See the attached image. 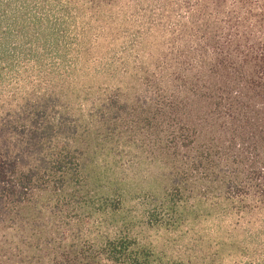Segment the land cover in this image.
Instances as JSON below:
<instances>
[{
	"label": "trees",
	"instance_id": "obj_1",
	"mask_svg": "<svg viewBox=\"0 0 264 264\" xmlns=\"http://www.w3.org/2000/svg\"><path fill=\"white\" fill-rule=\"evenodd\" d=\"M211 218L264 264V0H0V264H194L136 231Z\"/></svg>",
	"mask_w": 264,
	"mask_h": 264
},
{
	"label": "rangeland",
	"instance_id": "obj_2",
	"mask_svg": "<svg viewBox=\"0 0 264 264\" xmlns=\"http://www.w3.org/2000/svg\"><path fill=\"white\" fill-rule=\"evenodd\" d=\"M132 172L136 174L137 180L142 181L144 189L159 187L157 165L144 164L135 167ZM227 231L223 221L211 218L204 222L201 220L195 224H186L177 234L156 229H141L136 232L139 238L160 251L165 258L182 256L194 264H229L233 260L241 261L239 252L231 253L226 247ZM237 233L243 234L241 231Z\"/></svg>",
	"mask_w": 264,
	"mask_h": 264
}]
</instances>
